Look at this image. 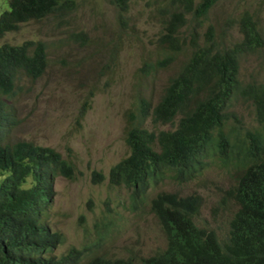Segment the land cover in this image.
Returning <instances> with one entry per match:
<instances>
[{"label":"trees","instance_id":"1","mask_svg":"<svg viewBox=\"0 0 264 264\" xmlns=\"http://www.w3.org/2000/svg\"><path fill=\"white\" fill-rule=\"evenodd\" d=\"M130 1L109 0L119 31L127 26ZM217 1L157 3L154 16L161 26L153 41L157 58L144 60L138 70L147 76L178 59L180 64L153 106L150 100L139 99L138 114H127L124 142L128 153L110 168L108 180L132 188L134 197L150 183L166 178L179 183L191 180L215 159L240 171L226 191V197H233L238 208L230 220L229 235L221 242L213 229L199 227L193 220L200 208V195L156 194L150 200V211L166 236V248L142 258L140 264H264V78H240L243 59L264 53V19L242 10L223 22L222 31L209 24L201 32V21ZM78 2L5 0L7 7L0 10V40L23 23L48 16L63 27ZM187 23L192 25L191 30L183 33ZM235 26L240 36L230 41L225 32ZM67 40L81 44L88 41L83 32H71ZM104 44L110 46L111 62L120 35L113 44ZM48 66L44 41L0 43V264H137L131 258L102 254L85 259L86 250L76 247L60 256L53 254L62 242V234L51 231L41 221L47 214L50 189L46 177L72 178L74 166L54 149L29 141L2 145L10 110L1 97L16 96L22 77L39 79ZM238 96L252 101L258 130L241 132L237 115L229 111L231 101ZM83 114L84 108L80 117ZM149 120L152 129L145 124ZM166 124L173 127L156 129ZM28 159L35 168L43 162L46 171L40 175L46 177L22 189L19 178L24 170L20 164ZM14 170L16 178L6 174ZM92 175L94 182L105 177L96 171Z\"/></svg>","mask_w":264,"mask_h":264},{"label":"rangeland","instance_id":"2","mask_svg":"<svg viewBox=\"0 0 264 264\" xmlns=\"http://www.w3.org/2000/svg\"><path fill=\"white\" fill-rule=\"evenodd\" d=\"M78 1L65 26H57L53 16H48L23 23L0 40L21 44L33 39L47 44L49 66L43 76L34 81L22 77L18 82L12 102L16 123L8 139L53 147L74 166L72 179L57 176L54 180L51 207L42 220L63 236L55 253L100 238L99 245L89 249L85 259L102 254L131 258L140 264L142 258L163 251L166 236L149 204L161 192L200 195L194 222L213 229L218 240L225 241L230 220L238 208L233 197H226V191L240 173L232 166L214 159L202 174L191 180L179 183L166 178L150 183L143 191L138 209H131V188L114 186L107 178L110 167L128 153L124 142L127 114L130 111L138 114L139 99H149L151 106L155 104L180 64L178 59L147 76L138 70L144 60L157 58L153 41L161 26L154 10L160 0H131L127 26L122 31L109 0ZM6 7L5 0H0V10ZM242 10L255 12L262 21L264 0H218L201 21V32L209 24L222 31L223 22ZM191 26L187 23L182 32L188 33ZM71 32H83L88 41L85 44L68 41ZM118 35L120 45L110 55L114 58L110 62V46L104 43L113 44ZM225 36L235 41L240 34L235 26ZM241 66V79H263L264 53L243 59ZM229 111L237 115L241 132L259 129L252 101L238 96L231 101ZM228 123L232 124V120ZM145 124L153 128L151 121ZM172 127L173 124L157 125L156 129ZM92 171L102 173L105 178L93 182Z\"/></svg>","mask_w":264,"mask_h":264},{"label":"clouds","instance_id":"3","mask_svg":"<svg viewBox=\"0 0 264 264\" xmlns=\"http://www.w3.org/2000/svg\"><path fill=\"white\" fill-rule=\"evenodd\" d=\"M15 97V96H14ZM1 99H3V101L5 102V108L7 109V108H9V110H10V112H8L9 113V122H8V125H7V128H6V133L3 135V139H2V145H4L5 143H13V142H15V141H17V140H15V141H11V140H9L8 139V136H9V134H10V132H11V129L13 128V126L15 125V123H16V120H15V114H14V112H13V108H12V102H13V97L12 98H7V97H5V96H2L1 97ZM234 99H236V98H233V100ZM147 100V99H146ZM149 100V99H148ZM154 105V104H153ZM152 105V106H153ZM11 120H12V122H11ZM150 121V120H149ZM11 122V123H10ZM2 129V128H1ZM30 142V141H29ZM35 145H37V146H41V147H48V148H52V149H54L55 151H57L55 148H53V147H50V146H45V145H39V144H35ZM58 152V151H57ZM59 153V152H58ZM60 154V153H59ZM61 155V154H60ZM127 155V154H126ZM125 155V156H126ZM124 156V157H125ZM62 157V156H61ZM122 159V158H121ZM117 163V162H116ZM20 166H21V168L24 170L23 171V173L20 175V178H19V187L20 188H22V189H29V188H31L35 183H36V181L37 180H40V179H42V178H44V177H46V174L45 175H43V176H41L40 174H41V172H44V171H46V166H45V164L43 163V162H40L39 164H38V166H37V168H35V164H34V162H32V160L31 159H28L25 163H22V164H20ZM112 167V166H111ZM110 167V168H111ZM93 172V171H92ZM95 172V171H94ZM97 172V171H96ZM100 173V172H99ZM109 173V172H108ZM6 174H9V176H14V178H16V176H18L17 174L18 173H16V171L14 170L13 172L11 171V172H8V173H6ZM102 174V173H101ZM103 175V174H102ZM75 176V174L73 175V177ZM105 176V175H104ZM72 177V178H73ZM46 178H48V180H49V183H50V189H49V192H48V194H47V196H48V204H47V212L49 211V209H50V198H51V194H52V192H53V183H54V180L56 179V176H51V177H46ZM66 178V177H65ZM72 178H67V179H72ZM105 178V177H104ZM107 178H108V174H107ZM92 180H93V175H92ZM103 180V179H102ZM99 181H101V180H99ZM99 181H97V182H99ZM94 182V181H93ZM112 185H114V184H112ZM114 186H119V187H121V186H124V187H126V185H124V184H119V185H114ZM130 188V187H129ZM143 198H144V196H143V193H141V192H139L138 194H136L134 197H133V192H132V188H131V194H130V204H131V209H138L139 207H140V204H139V202H141L142 200H143ZM151 200V199H150ZM138 203V205H136ZM150 204V203H149ZM46 216V215H45ZM44 216V217H45ZM43 217V218H44ZM43 218L41 219V221L43 220ZM43 222V221H42ZM43 224L46 226V227H48L51 231H55V230H53V229H51L50 227H49V225H47L46 223H44L43 222ZM56 232V231H55ZM100 237L102 236V234L101 235H99ZM102 240V238H100L99 240H97L96 242H94V243H91V244H87V245H84V246H82V247H76V248H78V249H83V250H86V252H85V254H84V256L86 255V253L88 252V250L89 249H91V248H93L95 245H96V247L99 245V243H100V241ZM62 241H63V236H62ZM62 243V242H61ZM60 243V244H61ZM59 244V245H60ZM59 245L57 246V248H55L54 249V252H53V254H55L56 256H60V255H62V254H64L66 251H64V252H62V253H59V254H56L55 252L57 251V249H58V247H59ZM71 247H75V246H71ZM93 255H97V254H92V255H90V257H92Z\"/></svg>","mask_w":264,"mask_h":264}]
</instances>
